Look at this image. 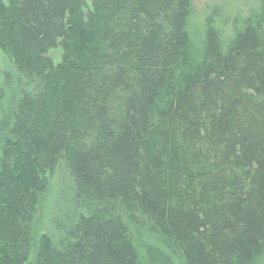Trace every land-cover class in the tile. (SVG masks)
Wrapping results in <instances>:
<instances>
[{"label": "trees", "instance_id": "16d2710c", "mask_svg": "<svg viewBox=\"0 0 264 264\" xmlns=\"http://www.w3.org/2000/svg\"><path fill=\"white\" fill-rule=\"evenodd\" d=\"M223 6L0 0V264H264V0Z\"/></svg>", "mask_w": 264, "mask_h": 264}, {"label": "rangeland", "instance_id": "374dc122", "mask_svg": "<svg viewBox=\"0 0 264 264\" xmlns=\"http://www.w3.org/2000/svg\"><path fill=\"white\" fill-rule=\"evenodd\" d=\"M257 0H191V13L188 19V31L190 34H193L203 21L204 17L207 16V11L210 8L219 7L220 5H224L222 8L226 10L228 7L230 8L231 17L237 15L238 13H242L247 15L248 10L250 8L255 7ZM61 51L56 48L50 50L47 56L54 62L58 63L60 61ZM4 67H7V61L4 59L2 54L0 53V84L2 83V79L4 76ZM9 89L7 92H4L0 97V122L4 116L5 106L8 102L9 98ZM66 187L61 180L58 182L57 186L53 187L51 192L45 199V202L42 207V219L44 220L49 217H55V214L62 208L65 198H66ZM46 233L49 232L47 228ZM43 233V232H42Z\"/></svg>", "mask_w": 264, "mask_h": 264}]
</instances>
